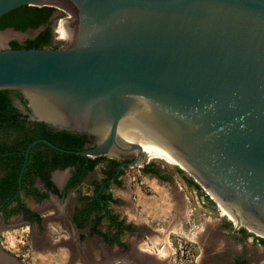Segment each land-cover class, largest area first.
Wrapping results in <instances>:
<instances>
[{
	"label": "water",
	"instance_id": "obj_1",
	"mask_svg": "<svg viewBox=\"0 0 264 264\" xmlns=\"http://www.w3.org/2000/svg\"><path fill=\"white\" fill-rule=\"evenodd\" d=\"M51 1L0 0V15ZM67 1L75 7V21L64 20L67 46L1 47L0 88L20 93L29 120L85 133L94 144L72 150L31 140L19 188L37 141L87 156L135 151L122 167L144 155L124 139L185 167L264 238V0Z\"/></svg>",
	"mask_w": 264,
	"mask_h": 264
},
{
	"label": "rangeland",
	"instance_id": "obj_2",
	"mask_svg": "<svg viewBox=\"0 0 264 264\" xmlns=\"http://www.w3.org/2000/svg\"><path fill=\"white\" fill-rule=\"evenodd\" d=\"M50 4L55 8L53 21L55 20L58 26L61 25L60 27L56 25L58 32L54 33L53 41L62 48L67 46L66 38L70 37L71 33L69 30L68 35L63 33V22L60 20L67 21L68 27L67 17L72 13L58 0L51 1ZM0 34H7V37L0 42L1 48L6 47L11 39L22 41L24 38L31 37L33 30H4L0 31ZM13 102L21 111L22 104L17 99ZM122 157H128V160H131L133 153L118 155V158ZM145 161L152 162L161 176L143 174L139 167L145 164ZM101 167V164H97L94 170L80 182L76 190L69 192L63 199L51 195L49 199L35 203L32 199L23 197L27 205L38 210L41 216L39 225L27 224L20 215L12 216L5 223L0 217V258L4 260L0 264L5 262V264H96L95 255L101 252L100 238L93 236L78 240V231L69 220V214L80 204V201H77L78 195L83 193L89 195L94 182L98 183ZM177 168L162 160H147L142 155L134 165L123 167L118 176L119 184L110 183L107 186V191L115 199V202L108 203V208L133 226L134 231L124 233L121 237L124 243L128 244L127 250L122 251L119 248L118 256L109 259L105 264H122L123 262L128 264L124 260L127 259L126 254L135 245L134 240H140L141 237L145 239L148 226L156 228L159 225L177 227L167 234L171 246L169 264H190L185 260V256H182L180 260L178 255L174 256L173 251L178 244L182 245L183 253L191 255L192 264H232L235 259L240 258L246 260L245 264H264V243H259L251 235L243 236L238 230L239 227L244 228L243 226L233 228L234 222L221 214L219 209L217 210L216 202L208 197L200 184L199 189H196L186 183L185 177L190 176ZM59 172L58 180L55 179L58 186L59 182L67 176L66 170H59ZM36 185L41 188L39 182ZM143 200L167 203L169 209L164 216L155 218H146V214L138 209L135 211L129 209L132 208L129 204H136ZM106 227L105 222L102 221L99 228L106 232ZM246 229L250 230L248 227ZM246 232L253 234L247 230ZM110 247L108 245L106 248L109 250Z\"/></svg>",
	"mask_w": 264,
	"mask_h": 264
},
{
	"label": "trees",
	"instance_id": "obj_3",
	"mask_svg": "<svg viewBox=\"0 0 264 264\" xmlns=\"http://www.w3.org/2000/svg\"><path fill=\"white\" fill-rule=\"evenodd\" d=\"M54 12L53 6L23 4L0 15V30L11 27L15 31H24L42 26L35 35L24 38L22 41L9 40L8 48H58L59 44L53 41L51 26ZM14 99L22 105L25 104L16 89L0 88V217L3 222L20 213L28 224L35 222L39 225L40 215L25 204L23 197L34 201L47 198L49 193L59 198L65 197L70 190L80 184L88 172L94 170L97 164H101L100 180L98 183L94 182L93 191L96 193L80 196V204L75 207L71 221L77 228H82L88 223V234L95 233L101 236L107 244H117L125 248V244L118 236L131 226L124 223L123 219H118V216L104 204L115 202L111 194L105 190L110 183L119 184L118 176L126 165L119 167L122 161L117 158L64 152L42 141H37L28 150L19 188L17 177L23 160L24 148L31 140L45 138L59 147L76 150L88 145V135L82 132L56 129L42 122L29 120L27 114L22 113L14 104ZM127 161L129 160L125 162ZM64 168H69V175L63 186L58 188L51 181L50 173L55 169ZM139 168L143 174L161 176L152 162H147ZM185 180L186 183L199 189V185L190 177H185ZM37 182L40 183L42 190L36 185ZM102 221L113 234L97 228ZM238 230L243 236L251 235L259 243H264V238L248 233L242 227ZM83 237L81 234L80 238ZM245 263L246 260L243 258L232 262V264Z\"/></svg>",
	"mask_w": 264,
	"mask_h": 264
},
{
	"label": "crops",
	"instance_id": "obj_4",
	"mask_svg": "<svg viewBox=\"0 0 264 264\" xmlns=\"http://www.w3.org/2000/svg\"><path fill=\"white\" fill-rule=\"evenodd\" d=\"M59 173H60L59 170H55L51 173V179L55 184H56L55 179L58 180L60 176ZM63 181L61 182L58 181V182L61 185ZM42 189L43 188H40V190ZM129 205L130 207H132L129 209H134V211L135 209H138L142 213L146 214L145 216L146 218L162 217V215L164 216L165 212L169 209L168 207L169 204L167 205V203H161V202L159 203V201L143 200L142 202L136 204L132 203ZM27 206L30 209L35 210V207L33 208L32 206L29 205ZM36 211L38 210L36 209ZM175 229H177L175 225L174 228L173 226L165 227L162 225H159V227L156 228L155 227L152 228L151 226H148V229H146L145 239L141 237L140 240L139 239L134 240L135 245L132 247V249H130L129 256L124 261H126L128 264H169V255L171 253V246L169 244V239L167 237V234ZM87 232L88 230L83 231L82 233L83 236L87 237V235H85V233ZM101 243H102V245L100 246L101 252L99 253L98 251L97 253L99 254L95 255L96 264H105L106 261H108L109 259L111 260L118 256V250H119L118 247H116L114 244H107L103 240H101ZM108 245L111 246L109 250L106 248Z\"/></svg>",
	"mask_w": 264,
	"mask_h": 264
},
{
	"label": "flooded vegetation",
	"instance_id": "obj_5",
	"mask_svg": "<svg viewBox=\"0 0 264 264\" xmlns=\"http://www.w3.org/2000/svg\"><path fill=\"white\" fill-rule=\"evenodd\" d=\"M59 2H61L64 6H66V8L67 9H69L70 11H71V13H72V15H70V16H68L67 17V19H68V21H69V23L71 24L72 22H74L75 21V7L70 3V2H68L67 0H58ZM62 20H60V22H61ZM62 22H64V21H62ZM6 47H8V42H7V45H6ZM88 145H86V146H89V145H93L94 144V138L93 137H91V136H88ZM85 146V147H86ZM117 159H120L122 162H125L126 160H128V157H122V158H117ZM124 166V165H123ZM55 170H65V169H55ZM55 170H53V171H55ZM52 171V172H53ZM51 172V173H52ZM91 172V171H90ZM51 173H50V178H51ZM89 173V172H88ZM68 175H69V169L67 170V177H68ZM67 177L64 179V181L61 183V185H57V184H55L54 183V185L55 186H57L58 188H61L62 186H63V184H64V182L66 181V179H67ZM85 178V177H84ZM83 178V179H84ZM82 179V180H83ZM51 181H52V179H51ZM53 182V181H52ZM78 187V186H77ZM76 187V188H77ZM42 188V187H41ZM76 188L75 189H72V190H70L69 192H71V191H75L76 190ZM93 189H94V186L92 187V189H91V192L89 193V195L90 194H92L94 191H93ZM106 192H108L107 191V188H106V190H105ZM69 192L67 193V195L69 194ZM94 193H96V191L94 192ZM50 195H53V196H56L55 194H52V193H49L48 194V197L47 198H45V199H49L50 198ZM66 195V196H67ZM85 195H88V194H85V193H83V194H79L78 195V197H77V201H80L81 200V198H80V196H85ZM65 196V197H66ZM57 197V196H56ZM65 197H62V198H59V197H57V198H59V199H63V198H65ZM44 199V198H43ZM42 200V199H41ZM41 200L40 201H35V203H41ZM104 206H106V207H108V203L106 202L105 204H104ZM77 207V206H76ZM74 209H75V207L71 210V212H70V214H69V220L71 221V216H72V214H73V212H74ZM35 212H37L36 210H34ZM38 213V212H37ZM39 214V213H38ZM16 215H20V218L23 220V221H25L26 222V220H24L23 218H22V215L19 213V214H16ZM16 215H14V216H16ZM41 217V216H40ZM11 218V217H10ZM2 219V218H1ZM118 219H122L121 217H119L118 216ZM3 221V220H2ZM72 222V221H71ZM3 223H5V222H3ZM33 223H35V222H31L29 225H31V224H33ZM40 223H41V220H40ZM73 223V222H72ZM124 223H127V222H125L124 221ZM37 224V223H36ZM101 224V223H100ZM100 224L97 226V228L98 229H100L99 228V226H100ZM127 224H129V223H127ZM38 225V224H37ZM73 225H74V223H73ZM88 223L87 224H85L82 228H77L75 225H74V227L77 229V231H79L78 233H77V238H78V240H84V239H86V238H90V237H93V236H96V237H98V238H100L101 240H102V238H101V236H99V235H97V234H95V233H92V234H88V232L87 233H85V235H87V237H83V238H80V235L83 233V231H85V230H88ZM107 228V227H106ZM100 230H102V229H100ZM82 231V232H81ZM106 231H108V232H111V234H113V232L111 231V230H108V228L106 229ZM134 231V227L133 226H131L130 227V229H125V230H123L120 234H119V239H120V241H122L123 243H124V241H123V239L121 238L122 237V235L124 234V233H131V232H133ZM125 244V248L124 247H122V246H119V245H117V244H114L116 247H118V248H120V250H122V251H125V250H127V248H128V244L127 243H124ZM129 251V250H128ZM128 256H129V252L126 254V258H128Z\"/></svg>",
	"mask_w": 264,
	"mask_h": 264
},
{
	"label": "bare ground",
	"instance_id": "obj_6",
	"mask_svg": "<svg viewBox=\"0 0 264 264\" xmlns=\"http://www.w3.org/2000/svg\"><path fill=\"white\" fill-rule=\"evenodd\" d=\"M62 21H64V20H62ZM65 22V21H64ZM63 22V29H62V31H63V33L65 34V35H68V28L65 26V23ZM56 25H57V23H55L54 24V31H55V34H56V32H58V31H56ZM58 26V25H57ZM61 26V25H60ZM60 26H58V27H60ZM60 29V28H59ZM58 30V29H57ZM70 32V31H69ZM6 33V32H5ZM60 33V32H59ZM71 33V32H70ZM1 34H3V33H1ZM0 34V42L5 38V37H7V34H4V35H1ZM58 34V33H57ZM61 35V34H60ZM71 35V34H70ZM67 39V38H66ZM123 142H125L126 143V145H124L123 147H128V146H130L129 144H135V145H138L139 146V149L142 151V153L144 154V156H145V158L147 159V160H150V159H158V160H162L163 162H165V163H167V164H169V165H174V166H177V167H180L181 169H183V170H186V168L185 167H183V166H181V165H179L178 163H176V162H174V161H172V160H170V159H168V158H166L165 156H163V155H161L160 153H158L157 151H155V150H153V149H151V148H149V147H147V146H144V145H141V144H138V143H135V142H131V141H128V140H124V139H121ZM136 150V149H135ZM135 151H132V153H134ZM145 160V159H144ZM146 162V161H145ZM195 179V178H194ZM195 181H197L199 184H200V186H201V188L204 190V192L208 195V197L211 199V200H213V201H215L216 202V206H217V210L219 209V212L221 213V214H223L224 216H226L230 221H233L235 224H236V222L237 223H239V225L240 226H243L245 229H246V225L242 222V221H240L239 220V222L237 221V219H235L234 217H232V216H230L224 209H223V207L212 197V195L210 196L209 195V192L207 191V190H205V188L202 186V184L197 180V179H195ZM212 197V198H211ZM234 225V224H233ZM258 235V234H257ZM263 237H264V235H263ZM168 250V249H167ZM163 253V252H162ZM2 261H4V260H2L1 258H0V262H2ZM6 263V262H5ZM9 264V263H8Z\"/></svg>",
	"mask_w": 264,
	"mask_h": 264
},
{
	"label": "built area",
	"instance_id": "obj_7",
	"mask_svg": "<svg viewBox=\"0 0 264 264\" xmlns=\"http://www.w3.org/2000/svg\"><path fill=\"white\" fill-rule=\"evenodd\" d=\"M145 163H147V161ZM173 253L175 257L178 255L179 260L181 259L182 256H185L184 257L185 260H187L188 263L192 264L193 259L191 258V255L188 256L185 252L183 253V247L181 244H178L177 247L174 248ZM122 264H126V263L123 262Z\"/></svg>",
	"mask_w": 264,
	"mask_h": 264
}]
</instances>
